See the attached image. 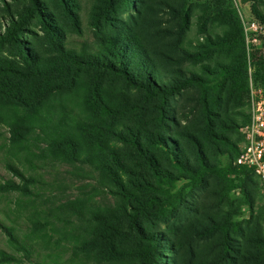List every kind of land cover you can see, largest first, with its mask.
I'll return each mask as SVG.
<instances>
[{
  "label": "rangeland",
  "instance_id": "374dc122",
  "mask_svg": "<svg viewBox=\"0 0 264 264\" xmlns=\"http://www.w3.org/2000/svg\"><path fill=\"white\" fill-rule=\"evenodd\" d=\"M32 1L0 0V65L20 61L7 41L13 26H22L18 37L26 43L25 51L40 58L57 55L58 47L88 52L104 35L126 31L164 69L151 73L150 79L156 78L157 84H190L163 103L113 77L100 81L103 88L123 95L119 98L126 115L120 123L137 139V144H116L121 159L117 178L125 181L135 199L145 201L153 194L163 203L161 212L139 218L138 233L127 228L131 204L121 197L119 186L108 185L102 172L86 165L37 162V144L16 147L0 117V250L17 257L11 264H45L41 260L48 253H58L54 264H140L149 233L158 235V264H264L257 245H264L257 186L249 175L234 170L232 161L235 148L244 145L253 111L264 102V90L253 77L258 67L251 61L255 53L264 57V25L255 16H264V0L226 1L241 24L236 42H243L230 46L217 41L226 34L218 11L228 6L218 10L212 0H64L73 14L59 0H35L42 16L32 10ZM104 14L114 28L97 22ZM45 19L54 23V33L43 30L40 21ZM204 34L217 46L208 48ZM236 50L244 51L247 60L245 73L241 67L233 79L230 55ZM85 78L99 81L92 71ZM82 93L57 94L50 101L77 109ZM165 139L179 141V151L183 149L194 173L176 163L174 152L162 145ZM196 152L208 165L199 163ZM179 160L183 161L181 153ZM8 163L29 180L13 174ZM35 194L37 257L32 252L26 258L3 227L20 239L31 238L32 215L25 207ZM114 249L122 253L120 260L109 254Z\"/></svg>",
  "mask_w": 264,
  "mask_h": 264
},
{
  "label": "trees",
  "instance_id": "16d2710c",
  "mask_svg": "<svg viewBox=\"0 0 264 264\" xmlns=\"http://www.w3.org/2000/svg\"><path fill=\"white\" fill-rule=\"evenodd\" d=\"M226 1L212 0V4L219 10L221 6H226ZM251 1L255 2V0ZM59 2L65 11L73 14L64 0ZM127 2L128 0H125V3ZM32 3V10L42 16L36 1L33 0ZM227 6L224 10L218 11L220 22L225 26L226 32L224 37L217 38L218 44L220 46L243 44L242 41L236 42V37L241 30L238 15L230 4ZM255 16L264 25V16L258 13H255ZM100 21L113 27L108 23L106 14L97 19V22ZM40 23L45 32L54 33L51 30L54 24L52 21L45 19ZM21 30L22 26H13L7 34V41L15 48L20 61L15 64L0 65V117L14 136L15 146L27 149L29 145L37 144V162L50 159L63 166L76 168L77 165H86L93 171L102 172L105 182L110 186H119L121 197L131 204L130 214L127 215V228L138 233L139 218L152 212H161L164 207L161 199L153 194L145 201L135 199V196L128 191L125 181L117 178L115 168L120 166L121 159L116 144L118 142L137 144V139L132 132L124 131V126L120 123L126 115V108L122 106V100L119 98L123 95L114 89L103 88L100 81L103 76L113 77L128 89L149 99L159 98L163 103L188 86L190 82H177L175 79L177 84L166 85L163 80L160 84L155 83L156 78L150 79V74L164 71V69L157 67L156 62L151 59L141 43L126 31L104 35V39H101L100 43L88 52L77 53L73 49L58 47L57 55L40 58L37 54H28L25 51L26 43L18 37ZM203 37L208 48L217 46L209 35L204 34ZM260 54L262 53L251 56V61L258 67L253 74L254 80L264 90V57ZM246 60L247 55L244 51L240 53L236 50L233 55H230L233 79H236L239 68L242 67L245 73ZM89 71L98 74L99 81L88 82L85 74ZM248 88L247 85V91ZM79 91L83 93L81 98H78L81 103L77 109L67 103L51 104L50 98L57 94H77ZM161 141L163 146L174 152L176 163L182 169L193 173L196 171L195 167L190 165L189 159L184 156L183 149L179 151V141L177 143H166L167 139ZM241 149L235 148L236 153L232 160L234 170L249 175L254 180L260 198V211L264 215V200L258 178L252 169L239 166L235 162ZM180 153L183 161L179 160ZM196 156L199 163L208 165L205 157L199 152H196ZM6 166L22 180H29L20 171L15 170L12 164L8 163ZM36 196L37 194L33 197L29 196L25 207L32 215L30 220L34 229L29 231L30 239L28 235L20 239L12 233L10 227H3L9 241L21 250L26 258L35 252L33 247L34 233L37 231ZM145 240L147 246L140 255V264H158V235L149 233ZM257 245L263 256L264 245L259 241ZM109 254L116 260H120L122 256V253L115 249ZM34 255L37 257L36 252ZM57 258H59L58 253H48L43 255L41 261H46L45 264H54L58 262ZM17 261L14 255L0 250V264H11Z\"/></svg>",
  "mask_w": 264,
  "mask_h": 264
},
{
  "label": "built area",
  "instance_id": "2783aa9c",
  "mask_svg": "<svg viewBox=\"0 0 264 264\" xmlns=\"http://www.w3.org/2000/svg\"><path fill=\"white\" fill-rule=\"evenodd\" d=\"M253 111L245 129L244 145L236 158V164L253 170L259 180L264 200V102Z\"/></svg>",
  "mask_w": 264,
  "mask_h": 264
}]
</instances>
